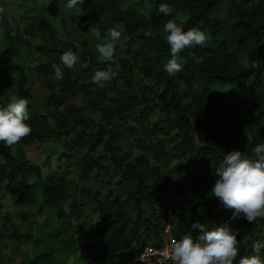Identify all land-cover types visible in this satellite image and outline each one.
I'll list each match as a JSON object with an SVG mask.
<instances>
[{
	"label": "trees",
	"instance_id": "16d2710c",
	"mask_svg": "<svg viewBox=\"0 0 264 264\" xmlns=\"http://www.w3.org/2000/svg\"><path fill=\"white\" fill-rule=\"evenodd\" d=\"M250 2L252 0H242ZM161 3H167L171 8H177L183 14L182 20L176 22L182 25L185 31L197 28L204 31L209 37V42L204 46L185 48L178 54L177 60H199L188 67L183 66L175 76L165 74L164 66L151 67L145 65L141 70L147 76H153L159 90L157 91L158 107L155 112L163 115V125H150L148 111L143 107L140 110L132 109L131 103L146 106L151 99L139 96L136 93L119 98L114 102V107L103 106V101L108 99L107 93L116 89V79L123 78L124 84L130 80L123 76L124 70L131 71L136 59L141 54H157L164 59L163 64L172 58L163 25L169 20L168 16L157 15ZM236 0H85L79 5V13L72 17L76 20L83 33L94 30L99 32V38H106L107 29L112 27L122 28L128 36L126 51L130 60L123 59L118 77L114 78L105 88H98L92 83L95 71L103 70L109 65L104 63L91 73L76 65L75 69L66 68V80L60 93L54 92L38 100L30 95L25 82V71L15 61L17 46L31 45L27 37L39 35L42 41L51 46L68 47L54 37L49 23L36 16L40 9L34 4L25 10L24 17L29 20L23 31L24 35L11 34V27L6 14L0 11V33L3 34L0 46V76L15 77V90L11 96L24 98L28 101L29 119L25 121L30 125L31 134L19 144L31 140L49 142L56 140L59 135L72 136L73 142L81 149L90 153L87 171L93 168L102 169L103 166L92 158L99 146L104 142L103 149L109 153L114 167L120 172V177L132 186L123 199L115 198L111 191L104 196L99 191L92 194L83 187L75 188L78 192V202L71 199L67 204L70 187L64 177L53 175L42 176L41 167L28 160L22 149L15 145L7 146L0 141V182L6 180L4 188L12 194L17 203H33L36 196L41 198L39 210L52 209L56 218L61 220L64 213L79 224L83 222L84 211L91 205L96 211L95 227L91 231H77V236L82 241L79 256L84 264H126L129 258L139 254L141 248L148 243L157 244L160 241V231L166 216V206L162 200L167 192L163 177L157 166H151L146 154L150 151H159L162 147L156 142H142L141 136L151 138L158 135H169L176 131L180 140L173 144L172 149L185 156L179 162V174L175 190L183 199L180 215L174 224V235L180 240L181 234L191 235L194 239L199 236L198 230H192V223L199 221L198 209L203 206L206 214L212 219L213 226L227 225L229 221L250 226L257 234L261 230V241H264V220L258 219L254 223L248 222L243 216L233 218V210L223 207L218 198L211 194L215 184L216 166H220L226 153L240 150L249 157L253 156L256 145L264 143V43L252 48L248 52V61L255 66L241 68L238 71H229L224 64H219L220 56H231L230 50L237 51L245 47L252 39L260 40L264 35V23L256 25L252 15L246 21H237L234 27L236 35L229 36V24L221 18L225 8L240 7ZM39 46V45H38ZM81 57L89 56L90 62H95L97 56L87 49L86 41L82 42ZM44 60L36 66V72L45 83L54 73L52 64L63 68L60 56L48 52L46 46L38 47ZM69 50L74 51V47ZM186 68H189L186 70ZM81 75L82 80L78 81ZM205 83L198 93L194 92L191 79ZM183 84L179 91L177 81ZM191 80V81H190ZM209 83H218L229 86L231 94L221 97ZM85 86L96 89L94 95L87 91ZM81 90L86 98L87 106L92 111H98L106 124L121 115L130 116L135 120L132 126L123 123L112 124L107 127L96 124L90 117L82 114L80 107L68 103L69 94L74 90ZM10 97L6 98V103ZM68 104V108L62 106ZM0 106H6L0 101ZM239 122L246 123L240 125ZM118 126L125 127L136 140V147L141 155L132 158L129 150L122 153L118 147L120 134ZM106 137V138H105ZM70 147L64 142L60 158L67 155ZM132 159V161H129ZM207 162L214 166L208 168ZM184 173V175H183ZM154 177L153 181H147ZM121 183V181H118ZM147 199L159 205L158 221L153 219L154 211L148 217L144 216L142 200ZM134 204L136 217L133 218L128 209ZM228 226V225H227ZM140 227L152 235L153 239L144 241ZM233 230L234 227H230ZM257 228V229H256ZM240 240L239 255L234 264H239L240 258L255 254L252 244L257 242L256 237L244 241L241 233L237 236ZM264 259V249L260 254ZM45 253L36 254L30 264H47Z\"/></svg>",
	"mask_w": 264,
	"mask_h": 264
},
{
	"label": "rangeland",
	"instance_id": "374dc122",
	"mask_svg": "<svg viewBox=\"0 0 264 264\" xmlns=\"http://www.w3.org/2000/svg\"><path fill=\"white\" fill-rule=\"evenodd\" d=\"M236 1L240 7L238 10H236V6H233L230 9L225 8L224 12L221 13V18L225 19L229 24V30H233L229 33V36L238 33L237 29L240 27L233 28L234 24L239 20L246 21L249 15H252L254 24L259 25L264 23V0H252L250 2H243L242 0ZM66 3L67 0H0V9H2V12L8 18L12 35H24L23 31L29 20L24 17L23 12L36 4L40 9L36 12V16L42 18L43 23L50 24L54 37L68 44V47L61 45L54 47L42 41L39 35H35L33 37H27V39L31 40V45L17 46L15 61L25 71L26 87L34 100H38L52 92L59 94L66 80V68L63 69L64 78L62 80H56L54 73L48 77L47 82L44 83L41 80L36 72V66L40 61L44 60V57L41 55L38 47L46 46L48 52H54L59 55L74 47V52L80 56V61L77 65L85 71V74L93 72L96 68L104 64L99 58V53L96 51V48L98 44L107 42L109 38H98L94 30L89 33H83L79 23L72 18L79 13V10L66 8ZM77 8L79 9V5ZM168 19L175 21L182 20L183 14L179 9L173 8V13L168 16ZM119 30L122 32V35L115 43L116 50L114 59L119 65L118 69H121L122 60L120 58L130 60L131 57L126 51L128 36L122 28H119ZM2 37L3 34L0 33V46L2 45ZM83 41H86L87 49L97 56L95 62H90L88 55L86 59L81 57ZM263 43L264 35L259 41L252 39L250 43L237 51L231 49V56H220L218 59L219 64H224L229 71H238L241 68L247 69L252 66L254 67L255 63L248 61V52L250 49ZM191 60V63H189V60L183 59L178 60V62L188 67L196 63L199 58ZM133 61L132 70H124L122 72L123 76L130 80V84H124L123 78L116 79L117 87L115 90L107 93L108 99L103 101V106L114 107V102L118 101L119 98L136 93L139 96H145L151 99V102L146 106L131 103L130 107L136 110L145 107L148 111L149 124L151 126L155 124L163 125V115L155 112L158 107L157 91L159 88H157L154 77L145 75L141 67L145 65L161 67L166 65V63L163 64L164 59L153 53L138 55ZM188 69L186 68V70ZM78 78L77 82L81 81L83 77L79 75ZM190 79L192 80L190 81L194 85V92L196 93L200 91V87L205 86L204 82L195 80L194 78ZM177 85L179 91L183 89V84L180 83V80L177 81ZM208 86L213 88L221 97H225L228 93L231 94V88L229 86L218 83H209ZM15 88V77L0 76V101L7 105L6 98L11 97V93ZM85 88L90 93L97 94L95 88L91 86H85ZM86 101L81 90L76 91L75 89L68 97V103H74L80 107L82 114L90 117L96 124H103L107 127L118 123H123L126 126L135 124V120L127 115H121L119 118L112 119L111 122L106 124L99 112L92 111L87 106ZM66 108H68V104L62 106V109ZM239 123L240 125L246 124L244 122ZM118 131L120 134L119 152L122 153L129 150L132 158L141 155L142 152L137 149L134 136L125 127L118 126ZM139 137H141L142 142H157L162 147L159 151L148 152L146 157L151 166L158 167L163 177V183L167 187V192L162 198L163 202L167 204L165 210L178 211L180 213L183 199L177 190H175V184L178 176L181 175L178 173L177 167L185 156L172 149L173 144L180 140L178 133L173 131L169 135H158L151 138L140 135ZM64 142L70 149L67 155L59 159L63 151ZM18 146L22 149L28 160L40 165L42 176L53 175L56 177H64L68 181L70 192L66 200L67 204L71 203V199L78 202V192L75 190L77 186L78 188L83 187L86 191H90L91 194L99 191L103 196L111 191L112 195L118 199H123L126 192L132 190V186L120 177V172L114 167L109 153L103 149L104 142L99 146L97 152L92 154V158L98 161L103 168L101 170L93 168L90 172L87 171V165L91 158L90 153L76 146L72 136L65 137L64 135H59L56 140L43 143L37 140H31ZM129 161H132V159ZM0 163H3L2 156L0 157ZM206 165L208 168L214 166L211 162H207ZM153 180L154 177L147 179L148 182ZM118 181H121V183H118ZM5 184L6 180L0 182V264H30V260L38 253H45L48 259L47 264H84V261L79 256L82 241L79 240L77 231L93 230L96 223L94 206L91 205L90 210L84 211L86 226H84L83 222L75 224L67 213H64L61 220H58L54 210H39L41 207V198L39 195L36 196V200L33 203H17L12 194L4 188ZM141 206L145 217L150 216L151 212L154 211L153 219L155 222L158 221L159 205L157 203L143 199ZM128 212L133 218L136 217L134 204L130 205ZM198 217L207 225L209 230L214 228L212 219L208 217L203 206L198 209ZM227 225L238 230L244 241L250 240L253 236L256 237V240L261 241V230L255 234L250 226L246 227L232 221H229ZM139 231L143 233L142 235L145 237L144 241L150 242L153 239L152 235H147V232L142 227H140ZM185 235L188 234H181V239Z\"/></svg>",
	"mask_w": 264,
	"mask_h": 264
},
{
	"label": "clouds",
	"instance_id": "9594fccd",
	"mask_svg": "<svg viewBox=\"0 0 264 264\" xmlns=\"http://www.w3.org/2000/svg\"><path fill=\"white\" fill-rule=\"evenodd\" d=\"M84 3L85 0H67L65 7L79 10L77 6ZM172 13L173 8L167 3H161L156 14L167 17ZM163 32L172 55L164 66L169 76H175L183 69V65L177 60L179 53L185 48L204 46L209 42L204 31L197 28L185 31L182 25L172 19L163 25ZM96 35L99 38V32ZM105 35L109 40L98 44L96 51L99 58L109 66L95 71L91 78L92 83L101 89L118 77L119 65L114 54L115 43L121 38L122 32L117 27H112L107 29ZM60 61L63 68L58 64L51 66L54 78L58 81L64 78V68L75 69L80 56L69 50L60 56ZM28 119V101L11 96L6 106H0V141L14 147L28 137L32 131L25 122ZM215 176L217 179L211 194L219 199L223 207L233 210L234 219L243 216L250 223L258 219L264 220V143L254 147L252 157L240 150L226 153L222 164L215 170ZM191 229L200 233L196 239L185 235L179 241L171 242L165 257L171 264H234L239 255L238 230L227 225L209 230L206 224L199 221L192 223ZM262 249L264 241L254 242L252 250L255 254L240 258L239 264H264V259L259 255Z\"/></svg>",
	"mask_w": 264,
	"mask_h": 264
},
{
	"label": "built area",
	"instance_id": "2783aa9c",
	"mask_svg": "<svg viewBox=\"0 0 264 264\" xmlns=\"http://www.w3.org/2000/svg\"><path fill=\"white\" fill-rule=\"evenodd\" d=\"M181 212V211H180ZM178 211H166V216L160 231V241L157 244H145L139 254L129 258L126 264H171V261L165 257L173 240L179 241L173 232L175 221L178 218Z\"/></svg>",
	"mask_w": 264,
	"mask_h": 264
}]
</instances>
